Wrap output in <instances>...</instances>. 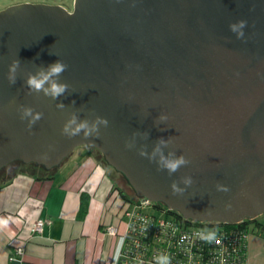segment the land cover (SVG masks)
Returning a JSON list of instances; mask_svg holds the SVG:
<instances>
[{"label":"water","instance_id":"95a60500","mask_svg":"<svg viewBox=\"0 0 264 264\" xmlns=\"http://www.w3.org/2000/svg\"><path fill=\"white\" fill-rule=\"evenodd\" d=\"M240 20L244 38L229 27ZM57 60L68 66L57 78L65 93L31 92L29 75ZM24 107L43 114L31 129ZM72 117L89 125L104 117L108 126L99 125L98 137L81 129L69 138L61 129ZM80 146L100 150L137 196L187 219L236 224L264 215V0H75L73 11L28 2L0 10V171L17 161L51 170ZM158 146L188 164L169 175L158 168L159 152L148 159Z\"/></svg>","mask_w":264,"mask_h":264},{"label":"crops","instance_id":"0c3cea01","mask_svg":"<svg viewBox=\"0 0 264 264\" xmlns=\"http://www.w3.org/2000/svg\"><path fill=\"white\" fill-rule=\"evenodd\" d=\"M101 157L80 146L50 176L19 172L0 181V264H117L126 201ZM39 218L52 221L33 236ZM119 233L110 235L108 227ZM16 246L22 258L11 259ZM247 264H264V234L249 239Z\"/></svg>","mask_w":264,"mask_h":264},{"label":"built area","instance_id":"2783aa9c","mask_svg":"<svg viewBox=\"0 0 264 264\" xmlns=\"http://www.w3.org/2000/svg\"><path fill=\"white\" fill-rule=\"evenodd\" d=\"M147 199V200H144ZM144 200V201H143ZM146 197L126 201L123 217L126 229L117 264H247L251 227L223 222H199L185 218L177 211L157 207ZM52 221L37 219L33 236L43 235ZM237 227H228L227 225ZM108 234L119 228L110 226ZM214 236L207 242L205 236ZM24 246H16L11 259L22 258Z\"/></svg>","mask_w":264,"mask_h":264},{"label":"clouds","instance_id":"9594fccd","mask_svg":"<svg viewBox=\"0 0 264 264\" xmlns=\"http://www.w3.org/2000/svg\"><path fill=\"white\" fill-rule=\"evenodd\" d=\"M247 26L246 20H240L238 22L232 23L229 25L231 31L235 32L237 34L238 38H244V31L243 29ZM19 67V61L14 60L13 63L9 66V75L8 80L9 83H15V72L16 69ZM67 64L62 60H57L56 62L50 64L47 68V70L41 69V71L37 75H29L26 83L29 87V90L31 92H43L46 96H50L52 99H56L57 97L63 95L65 91L68 88V85L66 83H60L58 82L57 78L60 77L66 70H67ZM47 85V86H46ZM58 107H63V104H58ZM41 112H34L31 107H24L21 119L24 117H31V119L28 121V127L31 129V127L42 118ZM163 118V117H162ZM75 124L76 126L74 128H69L70 125ZM99 125H104L105 127L108 126V120L104 117H97L96 121L89 125L87 121H82L80 123H76V118L72 117L68 123H66L63 128L61 129L62 134L66 135L69 138L75 137L79 135L81 129L84 130V136L90 137V136H96L98 137L100 135V129ZM161 144H164L166 146V142L161 140ZM126 147H129V145H126ZM160 153V159L157 162L159 169H166L168 174L171 175L172 173L177 172L182 166L188 164V160L185 156H174V154H169L168 157L164 156L163 152L160 150L159 146L154 150L153 155L148 156V159L151 161L155 159V153ZM141 156H147L148 154L141 150L139 153ZM184 182L186 184L191 183V178L186 177ZM172 193L176 194L181 191L176 185L175 182L171 185ZM227 191V189H224ZM230 207V205H228ZM204 239L207 242H211L212 239H214V236H205Z\"/></svg>","mask_w":264,"mask_h":264},{"label":"trees","instance_id":"16d2710c","mask_svg":"<svg viewBox=\"0 0 264 264\" xmlns=\"http://www.w3.org/2000/svg\"><path fill=\"white\" fill-rule=\"evenodd\" d=\"M102 155H103V153H102ZM103 158L106 161L105 157H103ZM58 168L59 167L48 170L44 166L38 165L36 163L26 164L22 161H17V162L11 163L10 165L4 167L0 171V181L3 180L5 183H8L12 179H14L16 174H18L21 171L30 173V174L38 177V178H44V177H47V176H50L51 174H53L55 171H57ZM39 170H42V172L38 173ZM118 189H120V188L118 187ZM120 191L125 198L129 199V196H127V194L123 190L120 189ZM164 206H165V204L161 203V202H158V204H157V207H160V208H163ZM262 216H264V215H262ZM262 216H260L256 219L246 220L242 224H239V227H251L252 234L256 233V232H260V233L264 234V219H260ZM227 226L228 227H237L236 225H230V224Z\"/></svg>","mask_w":264,"mask_h":264},{"label":"rangeland","instance_id":"374dc122","mask_svg":"<svg viewBox=\"0 0 264 264\" xmlns=\"http://www.w3.org/2000/svg\"><path fill=\"white\" fill-rule=\"evenodd\" d=\"M23 1H27V0H0V9H3L5 7L10 6L13 3H17V2H23ZM66 6L70 7L71 10L74 9L73 4H74V0H61ZM88 148L93 149L94 152H96L101 159L104 161L106 166H109V168H111V170L113 171L115 177H116V183L119 186V188L121 190H123L127 196H129L132 200L136 201L138 200L140 197L137 196L134 188L131 186V184L129 183L128 179L125 177V175L119 171H117L115 168H113L111 165H109L105 160H104V156L102 155L101 151L91 147V146H86ZM79 148V147H78ZM68 159V158H67ZM66 159V160H67ZM42 170H39L38 173H41ZM260 219H264V216H262Z\"/></svg>","mask_w":264,"mask_h":264},{"label":"flooded vegetation","instance_id":"af4514ba","mask_svg":"<svg viewBox=\"0 0 264 264\" xmlns=\"http://www.w3.org/2000/svg\"><path fill=\"white\" fill-rule=\"evenodd\" d=\"M27 2L28 3H43V4H49V5H59V6H62L66 9H68L69 11H73L70 9V7L66 6L61 0H27V1H23V2L13 3L10 6L15 5V4L27 3ZM74 2H75V0H74ZM73 7H74V4H73ZM5 8H7V7H5ZM5 8H3V9H5ZM3 9H0V10H3Z\"/></svg>","mask_w":264,"mask_h":264}]
</instances>
